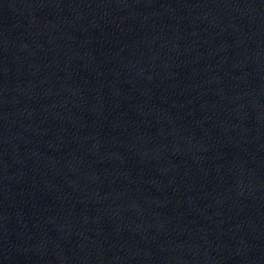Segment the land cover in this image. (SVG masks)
Listing matches in <instances>:
<instances>
[{
	"label": "water",
	"instance_id": "obj_1",
	"mask_svg": "<svg viewBox=\"0 0 264 264\" xmlns=\"http://www.w3.org/2000/svg\"><path fill=\"white\" fill-rule=\"evenodd\" d=\"M0 264H264V0H0Z\"/></svg>",
	"mask_w": 264,
	"mask_h": 264
}]
</instances>
